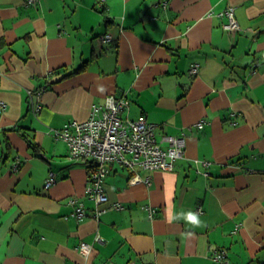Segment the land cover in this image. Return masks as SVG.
Wrapping results in <instances>:
<instances>
[{"label": "crops", "instance_id": "1", "mask_svg": "<svg viewBox=\"0 0 264 264\" xmlns=\"http://www.w3.org/2000/svg\"><path fill=\"white\" fill-rule=\"evenodd\" d=\"M228 6L240 30L222 27ZM109 95L185 147L170 171L114 163L104 189L124 208L95 218L55 131ZM214 249L264 264V0H0V264H218Z\"/></svg>", "mask_w": 264, "mask_h": 264}, {"label": "built area", "instance_id": "2", "mask_svg": "<svg viewBox=\"0 0 264 264\" xmlns=\"http://www.w3.org/2000/svg\"><path fill=\"white\" fill-rule=\"evenodd\" d=\"M39 1L25 0V4L34 5ZM219 14L227 18L222 24L224 29L240 30L234 15V6L226 7ZM110 39V34L104 35V40ZM189 71L196 74L198 64H191ZM126 106L127 100L124 97L109 95L99 114L92 111L86 120L74 121L55 131L56 136L66 141L70 159L89 160L85 194L94 203L90 215L95 218L107 210L124 208L121 203L110 202L104 189V179L114 163L122 165L131 173L139 169L170 171L175 161L183 156L185 147L183 132L179 135L163 134L157 138L154 125L144 115L137 118L120 116V111ZM39 107L40 105L36 106ZM196 124L202 127L203 123L199 121ZM70 126L73 130H70ZM55 181V174L50 171L45 179L44 189H48ZM139 181H142V178L137 173H133L129 180L131 183ZM145 182L149 183L148 178ZM68 204L72 210L65 217L74 216L77 221L87 217L88 213L82 200L70 197ZM96 239L100 240L98 236ZM90 248V243L86 241H80L78 245L79 251L85 256L90 253ZM212 258L218 264H228L224 250L214 249ZM131 264L140 263L134 260Z\"/></svg>", "mask_w": 264, "mask_h": 264}, {"label": "clouds", "instance_id": "3", "mask_svg": "<svg viewBox=\"0 0 264 264\" xmlns=\"http://www.w3.org/2000/svg\"><path fill=\"white\" fill-rule=\"evenodd\" d=\"M178 218L185 219L188 223L192 224L193 226H200L201 221L199 220L198 214L192 211L187 213H181ZM171 222V220H170Z\"/></svg>", "mask_w": 264, "mask_h": 264}, {"label": "trees", "instance_id": "4", "mask_svg": "<svg viewBox=\"0 0 264 264\" xmlns=\"http://www.w3.org/2000/svg\"><path fill=\"white\" fill-rule=\"evenodd\" d=\"M101 6H103V5H101ZM101 6H100L99 8L102 10L103 7H101ZM111 39H112V38H111ZM111 39H110V40H111ZM106 41H107V40H106ZM83 161L85 162L86 167H89V166L87 165V162H88L89 160H87V161L83 160Z\"/></svg>", "mask_w": 264, "mask_h": 264}]
</instances>
